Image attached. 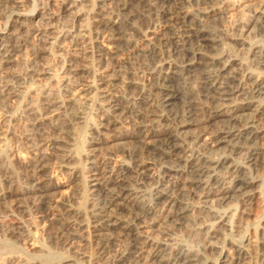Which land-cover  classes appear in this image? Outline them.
<instances>
[{"label": "bare ground", "instance_id": "bare-ground-1", "mask_svg": "<svg viewBox=\"0 0 264 264\" xmlns=\"http://www.w3.org/2000/svg\"><path fill=\"white\" fill-rule=\"evenodd\" d=\"M102 1L110 5L111 12H94L88 27L82 24L60 29L59 17L67 15L77 21L79 12L73 10L82 5V0H65L57 8L59 17L57 12L49 15L46 27L36 30L26 22L30 18L23 15L25 12L20 13L26 0H0L1 12L14 17V31L0 33V139L11 135L10 124L25 122L24 131L17 136L18 148L0 156V166L6 169L0 176V200L17 199L8 210L18 216L40 214L42 219L59 222L56 235L65 243L83 238L81 230L87 227L99 237L92 240L96 254L90 262L95 264H126L128 257L122 253L107 258L108 244L126 234L136 240L137 263L147 259L150 264H211L197 252L168 249L147 235L158 223L155 214L184 220L194 211V202L206 206L211 201L223 205L235 198L250 199L247 189L258 182L253 168L264 155V6L244 27L237 25L228 34H217L202 24L201 16L187 11L191 6L211 15L207 10L214 0ZM134 4L149 10L150 16L140 27L134 23ZM252 32L261 37L260 41L257 38L259 45L246 49L254 66H237L229 56L223 63L224 54L218 53L221 43L226 40L228 46H243L246 34ZM33 35L35 40L31 41ZM151 35V44L134 57L135 38ZM66 45L70 77L61 90L44 92L34 103L22 101L21 112L14 111L17 116L1 111L3 106L9 107V100L19 95L27 81L51 75L48 55ZM26 50L30 60L23 73L13 72L15 59ZM118 53L128 56L121 65L115 61ZM135 64L139 68L131 70ZM192 80L200 82L198 89H188ZM119 81L127 90L138 91L139 99L115 95ZM74 92L85 94L92 105L88 108L93 107L91 115L90 109L85 111L70 99ZM89 122V146L131 144L123 149L124 160L115 167H103L102 171L90 161L87 151L74 153L61 146L69 129ZM210 146L220 153H209ZM76 164L82 167L80 172L73 168ZM59 173L86 179L91 189L87 191L97 192L98 198L89 206L81 203L77 207L67 194L52 199L51 193L65 187L53 182ZM153 179L151 195H141L135 186ZM230 218L227 213L210 215L214 221L209 238L215 243L208 247L209 253L218 250L221 236L214 225L229 231ZM259 226L257 244L250 253L246 251L248 238L231 242L232 252H220L219 264H264V220ZM116 231V237L100 238ZM2 232L0 264H37V260L32 261L33 254L21 258V254L12 253L17 242L27 241L28 230L11 224ZM45 255L37 256L39 264L54 260Z\"/></svg>", "mask_w": 264, "mask_h": 264}, {"label": "rangeland", "instance_id": "rangeland-1", "mask_svg": "<svg viewBox=\"0 0 264 264\" xmlns=\"http://www.w3.org/2000/svg\"><path fill=\"white\" fill-rule=\"evenodd\" d=\"M27 3L25 5V9H21L20 13L24 14L26 17H29L30 21H26L28 24L32 26V28L36 30H40L46 27L48 21L47 18L49 15L56 14L59 17L60 11L59 7H61L62 3L65 0H26ZM29 1V2H28ZM62 1V3H61ZM58 4V5H57ZM61 4V5H59ZM1 6V4H0ZM57 6V7H56ZM105 6V8H104ZM264 6V0H214L213 3L209 5V9L207 11L211 12V15H203L200 13V10L197 8H192L191 6H187V11L198 15L202 19V24L206 27H211L212 30L218 31L217 34H228L231 32L233 28L237 25L244 27L246 23L252 20L253 16L261 8ZM191 7V8H190ZM102 8V9H101ZM202 8V7H201ZM77 9V10H76ZM73 10V12H79V17L77 21L74 22V18L71 16L65 15V17L60 16L59 22L57 25L60 26V29H73L82 25L83 27H88L91 21H94L93 17L96 12H111L110 5H105L102 0H82V5L78 4V7ZM105 9V11H103ZM23 11V12H22ZM131 11L135 14L136 18L134 19V23L138 27L143 25V23L148 19L149 10L144 5H136L134 4L131 7ZM59 12V13H58ZM95 12V13H94ZM215 12V13H213ZM10 14V16H9ZM13 15L10 12L2 13L0 10V33L6 32H13L14 26L13 25ZM90 20V23H89ZM71 21V22H70ZM88 24V25H87ZM76 26V27H75ZM125 27L128 26L125 24ZM41 27V28H40ZM123 29L127 31L128 29ZM213 27V28H212ZM6 29V30H5ZM227 32V33H226ZM127 33H129L127 31ZM130 35V33H129ZM150 37V36H149ZM146 38H135L136 44V53L134 57L138 55L137 52H141L147 46H149L152 42L153 36ZM35 36L31 37V41H34ZM260 36H256V33H247L245 37L244 45H238L236 47L228 46L227 41H223L221 45L218 47V53L224 54V58L222 59L223 63L227 62L228 56L230 57V61H234L237 66L245 65L249 63L254 66L253 57L247 55V50L251 45L257 46L261 42ZM150 43V44H149ZM226 44V45H225ZM225 45V46H224ZM69 45L63 47L62 51H57L58 49H54L50 55H48V66L50 68L51 75L47 77H42L40 80H29L25 84V86L20 89V93L17 97L9 100L8 105L9 107L3 106L1 111H4L6 114L13 115V113L17 116V113L21 112L22 108H19L20 103L23 104L34 103L37 100L41 99L42 93L44 92H58L61 90V86L64 84L65 81L70 77L67 70V59H68V52H69ZM56 52V53H55ZM127 53L126 54H117L116 62L119 65L123 64L127 61ZM30 60V55L28 51H24L18 55V58L15 59V62L12 66L13 72L15 73H23L24 67ZM229 60V59H228ZM135 62V61H133ZM242 63V64H241ZM139 68L138 65H132V69ZM25 69V68H24ZM254 69V68H252ZM23 70V71H22ZM137 70V69H136ZM18 71V72H16ZM192 82L187 85L189 90H196L200 86V82L196 80L188 81ZM118 83V85H117ZM194 84V85H193ZM118 86L115 88V95L120 96L121 98L125 99H139L138 91L133 89L129 91L125 88L124 83L121 81L116 82ZM189 86L191 88H189ZM197 87V88H195ZM60 88V89H59ZM55 90V91H54ZM75 94L72 95L70 98L71 100L77 102L80 105V108L85 110L88 106L91 105L90 102L87 101V97L85 94H80V92H74ZM85 96V97H84ZM128 97V98H127ZM40 98V99H39ZM83 106V107H82ZM92 106V105H91ZM143 107L142 105H140ZM137 107V106H136ZM89 115L93 112V107H89ZM140 108H138L139 110ZM17 113H15V112ZM70 113V112H69ZM15 116V117H16ZM92 122L89 124H80L75 125L73 128L69 129L67 134L65 135V142L63 141L62 147L70 152L74 153H81L84 154L86 151L89 153L90 161H94L93 163L96 164L97 168L99 167L102 171L108 168H113L118 164V162L124 160L123 149H127L131 147V144H122L117 143L116 145H106L101 144L96 147H91L88 144L92 140L91 136V128ZM23 121L18 120L16 123L10 124L9 131L11 135H8L7 138L0 139V156L4 157L5 155L9 154L10 151L13 149L18 148L19 140L17 136H21L20 133L24 131ZM6 129V128H4ZM0 134H2L3 129H0ZM70 131V132H69ZM1 136V135H0ZM67 136V137H66ZM206 137L203 138V140ZM13 140V141H12ZM15 144V145H14ZM87 145L90 147H87ZM137 145V144H135ZM212 148L209 147V153H213L217 156L221 150H210ZM120 150V151H119ZM122 158V159H121ZM118 159V160H116ZM240 159V158H239ZM238 159V160H239ZM108 162H105L107 161ZM96 161V162H95ZM241 161H243L241 159ZM112 164L107 166V164ZM102 163V165H101ZM105 163V164H104ZM99 164V165H98ZM104 165V166H103ZM106 165V166H105ZM113 165V166H112ZM104 167V169H102ZM107 167V168H106ZM73 168L77 169L80 172L81 166L78 164L73 165ZM14 169V168H13ZM6 169L3 165L0 166V176L5 174ZM16 171V169H15ZM14 171V172H15ZM17 172V171H16ZM254 177L257 179V183L252 186L251 188L247 189L248 195L250 197L249 200L242 199V198H235L233 201L229 200L225 202L223 205H220L217 202H208V204L203 205L202 202H194V211L189 213L188 218L184 220H171L167 218L165 215L163 217L161 215L155 214L153 216L154 219L157 220V225L151 229L149 233L150 238L154 239L157 243L163 244L168 247V249H186L191 250L194 253H199L203 256L204 260L209 261L211 264H219V255L220 252L224 254H229L232 252V244L231 242L239 243L241 239L248 238L249 241L246 245L249 244L246 251L250 253V250L255 248L258 239V228L261 222L264 220V155L260 161V165L257 168H253ZM157 175V172L155 173ZM154 175V176H155ZM53 182H60L65 185L64 188L57 190L51 193L52 199H59L61 196L64 197L66 195L67 198H70L71 204L74 207L81 205L89 206L96 198H98L97 192L91 193L89 192L91 189L87 186L86 179L83 178H74L69 177L68 174H57L54 175ZM17 180V178H16ZM155 180H146L143 181L142 184L136 185L135 187L138 188V191L141 195H151V191L155 185ZM86 184V185H85ZM87 188V189H86ZM90 189L89 191H87ZM84 190H86L84 192ZM69 191V192H68ZM64 194V195H62ZM69 195V197H68ZM96 196V197H95ZM94 199V200H93ZM247 200V201H246ZM9 199L6 201L0 200V245L3 242L2 240V229H4L5 225H11L16 227L17 224L23 226L29 232V237L27 241L17 242L16 249L12 250V253L17 254L21 258H25L28 254L32 255V261L36 262L37 264L40 263V259L37 256H45L50 257L52 255V263L49 264H65L66 261H69V264H95L92 261L94 258V250L95 245H92V240H97L99 237H94L87 227L81 230L80 235L82 234L83 238H77L75 240H60L57 238L56 231L61 228L59 222L51 221V218L42 219L40 214H32V215H16L15 213H11L8 210V207L15 202L17 203V199L14 200ZM92 201V202H91ZM10 202V204H9ZM73 202V203H72ZM79 202V203H77ZM192 203V201H189ZM89 203V204H88ZM79 204V205H78ZM216 211V212H215ZM217 213L218 215H223L224 213L228 214L230 218L227 221L229 225L228 229L220 227V225L215 224L214 228L218 230V236L220 240L218 241V250L215 253H209L207 251L208 247L214 244L215 242L212 241L209 237L213 231L211 225L214 220H210V215L212 213ZM210 213V214H209ZM249 213V214H248ZM37 215V216H36ZM18 222V223H17ZM21 222V223H20ZM5 224V225H4ZM226 224V222H225ZM4 225V226H3ZM223 226V225H221ZM2 228V229H1ZM220 230V231H219ZM216 232V233H217ZM118 231L113 232L112 234H104L100 237L103 240L107 239V235L115 236ZM257 234V235H256ZM228 235V236H226ZM116 237V236H115ZM119 240L113 241L111 244L107 246V253L108 259L112 258L116 254H124L128 258L126 264H150L147 259H142V261L136 262L137 255H135V251L133 246L135 245V238L131 235H121ZM16 239L14 242H16ZM74 241V242H73ZM21 242V243H20ZM74 243V244H73ZM4 245V244H3ZM36 245V246H35ZM1 247V246H0ZM30 251V252H29ZM39 251V252H38ZM41 251V252H40ZM17 252V253H16ZM79 252V254H78ZM24 253V254H23ZM39 254L36 257L34 254ZM42 253V254H41ZM24 256V257H23ZM58 256V257H57ZM134 256V257H133ZM60 257V258H59ZM56 260L58 261H55ZM58 258V259H57ZM135 258V259H133ZM60 259V260H59ZM110 260V259H109ZM135 260V261H134ZM55 261V262H54ZM128 262V263H127ZM136 262V263H135ZM100 264V263H99Z\"/></svg>", "mask_w": 264, "mask_h": 264}]
</instances>
